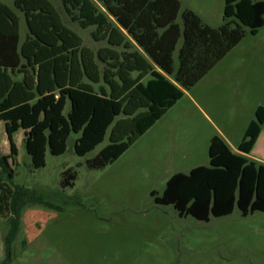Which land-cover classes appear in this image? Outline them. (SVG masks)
<instances>
[{
    "label": "trees",
    "instance_id": "trees-1",
    "mask_svg": "<svg viewBox=\"0 0 264 264\" xmlns=\"http://www.w3.org/2000/svg\"><path fill=\"white\" fill-rule=\"evenodd\" d=\"M61 1L73 22L94 28V41L107 46L97 52L85 47L50 0H15L28 29L22 44L20 15L0 1V121L10 142L0 161V212L13 213L4 241L7 258L0 264H11L10 247L20 230L18 196L7 182L15 175L18 131L34 169L45 167L48 150L63 155L72 134L79 135L74 151L81 157L108 136L109 143L87 160L90 169H104L240 44L244 27L254 36L264 27V0H225L224 23L217 28L192 10L182 11L180 0ZM263 126L259 106L240 153L213 136L209 166L173 174L162 196L151 193L156 204L205 222L236 207L244 218L264 212V163L245 156ZM65 175L63 185L73 186L76 174Z\"/></svg>",
    "mask_w": 264,
    "mask_h": 264
},
{
    "label": "rangeland",
    "instance_id": "rangeland-1",
    "mask_svg": "<svg viewBox=\"0 0 264 264\" xmlns=\"http://www.w3.org/2000/svg\"><path fill=\"white\" fill-rule=\"evenodd\" d=\"M0 1L20 15L23 44L28 36L23 14L15 0ZM50 1L85 47L97 52L107 46L94 41V28L73 22L61 0ZM180 1L182 11L192 10L211 27L224 23L225 0ZM244 29L240 44L104 169H90L87 160L109 143L108 136L81 157L74 151L79 135L72 134L67 151L54 156L48 150L40 169L32 165L23 130L13 136L18 153L14 178L7 182L18 196L21 221L11 264H264V212L244 218L236 207L231 215L198 221L180 217L172 205L156 204L151 195L162 196L173 174L209 166L211 136L239 142L264 106V27L255 36ZM69 110L70 103L65 114ZM9 153L0 121V161ZM256 154L264 157V133ZM69 170L76 179L64 186ZM12 215L0 212V261L7 258L4 241Z\"/></svg>",
    "mask_w": 264,
    "mask_h": 264
},
{
    "label": "crops",
    "instance_id": "crops-1",
    "mask_svg": "<svg viewBox=\"0 0 264 264\" xmlns=\"http://www.w3.org/2000/svg\"><path fill=\"white\" fill-rule=\"evenodd\" d=\"M185 94H186V93H185ZM256 110H257V109H256ZM163 118H164V117H163ZM161 119H162V118H161ZM161 119H160V120H161ZM254 119H255V114L253 115V118H251V119L249 120V122H248V124H247V126H246V129H247L248 125L251 123V121L254 120ZM160 120H159V121H160ZM245 131H246V130H245ZM263 133H264V126H263V128H262V131H261V133H260V135H259V137H258V139H257V141H256V143H255V145H254V147H253L251 153H250V154H245L246 157H248V158H250V159H252V160L258 161V162H260V163H264V157H263V156H260L259 154H256V153H257V151H258V146H259L260 141H261V139H262ZM244 134H245V133H244ZM244 134H243L241 140H240L239 142H235V143L232 142L231 140H228V138H227L226 136H224L223 134H221V137H222V138L228 143V145L232 148V150H233L234 152H236V153H240V152L238 151V145H239L240 142L242 141V139H243V137H244ZM213 136H215V135H213ZM213 136H211L210 140L213 138ZM262 155H263V154H262ZM194 167H197V165L191 167L190 170L193 169Z\"/></svg>",
    "mask_w": 264,
    "mask_h": 264
}]
</instances>
